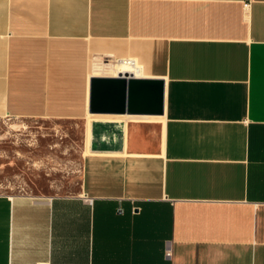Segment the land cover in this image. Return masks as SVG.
Instances as JSON below:
<instances>
[{
	"label": "crops",
	"instance_id": "crops-1",
	"mask_svg": "<svg viewBox=\"0 0 264 264\" xmlns=\"http://www.w3.org/2000/svg\"><path fill=\"white\" fill-rule=\"evenodd\" d=\"M1 118L84 144L73 191L0 194V264H264V0H0Z\"/></svg>",
	"mask_w": 264,
	"mask_h": 264
},
{
	"label": "rangeland",
	"instance_id": "rangeland-1",
	"mask_svg": "<svg viewBox=\"0 0 264 264\" xmlns=\"http://www.w3.org/2000/svg\"><path fill=\"white\" fill-rule=\"evenodd\" d=\"M84 126L46 119H0V194L52 196L71 192Z\"/></svg>",
	"mask_w": 264,
	"mask_h": 264
},
{
	"label": "water",
	"instance_id": "water-1",
	"mask_svg": "<svg viewBox=\"0 0 264 264\" xmlns=\"http://www.w3.org/2000/svg\"><path fill=\"white\" fill-rule=\"evenodd\" d=\"M137 84V82L133 81V80H128V81H124L123 79H115V80H96L93 83V88L95 89H100L103 90L104 92H106L109 88H114L115 91L117 92V95L119 96V102H118V107H121L120 109H123V94L125 89L127 88V90H129V92L133 91V87H135V85ZM147 88L149 89V91H151L152 93L150 94L151 98L149 99V106H154L156 105L155 103V94H156V88H158V106L160 104V106L162 105V92H163V84L162 82H147ZM153 96V99H152ZM154 100V101H152ZM160 100V102H159ZM159 106V107H160ZM131 109V108H128ZM161 110V107L158 108V110Z\"/></svg>",
	"mask_w": 264,
	"mask_h": 264
},
{
	"label": "bare ground",
	"instance_id": "bare-ground-1",
	"mask_svg": "<svg viewBox=\"0 0 264 264\" xmlns=\"http://www.w3.org/2000/svg\"><path fill=\"white\" fill-rule=\"evenodd\" d=\"M135 67L130 66V65H126V64H122V65L119 64V66L117 67V69L120 70V71H123V72L135 73L136 72Z\"/></svg>",
	"mask_w": 264,
	"mask_h": 264
},
{
	"label": "built area",
	"instance_id": "built-area-1",
	"mask_svg": "<svg viewBox=\"0 0 264 264\" xmlns=\"http://www.w3.org/2000/svg\"><path fill=\"white\" fill-rule=\"evenodd\" d=\"M127 63H128V64H131V61H128ZM166 256H168V255H166Z\"/></svg>",
	"mask_w": 264,
	"mask_h": 264
}]
</instances>
